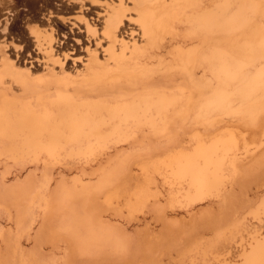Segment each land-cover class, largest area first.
Returning a JSON list of instances; mask_svg holds the SVG:
<instances>
[{
    "label": "rangeland",
    "instance_id": "obj_1",
    "mask_svg": "<svg viewBox=\"0 0 264 264\" xmlns=\"http://www.w3.org/2000/svg\"><path fill=\"white\" fill-rule=\"evenodd\" d=\"M106 1L0 0V64L7 56L14 69L24 74L30 69L32 84L53 91L63 82L91 76V69L82 70L90 48L99 58L94 73L110 76L116 64L101 52L106 41L101 40V45L96 41L102 36ZM127 2L126 12L135 16L142 5L139 0ZM84 20L95 25L93 32L86 31ZM134 26L125 18L122 30L129 34ZM34 30L54 36L55 55L63 59V67L43 58ZM171 51V46H146L134 53L129 66L137 63L153 73L154 85L190 90L191 84L173 67ZM15 80L7 72L0 94L8 88L6 92L20 105L34 98L36 90L30 98ZM260 95L249 103L240 97L223 106L171 115L164 130L140 132L118 143L111 140L103 150L95 145V157L90 159L64 153L56 158L59 161L48 163L44 155L33 159L0 145V264H22V260L32 264H241L253 236L259 231L264 237L259 206L264 200V96ZM248 104L256 110L247 109ZM227 138L237 145L227 160L220 195L185 202L178 184L170 183L175 158L194 155L199 141ZM154 165L161 168L156 170ZM42 182L49 183L50 207L44 214L37 210L31 225L22 223L19 213L28 191ZM138 189L146 192L141 199L134 196ZM114 192L118 196L108 202L107 196ZM130 201L137 203L130 207ZM220 232L225 235L217 238Z\"/></svg>",
    "mask_w": 264,
    "mask_h": 264
},
{
    "label": "bare ground",
    "instance_id": "obj_2",
    "mask_svg": "<svg viewBox=\"0 0 264 264\" xmlns=\"http://www.w3.org/2000/svg\"><path fill=\"white\" fill-rule=\"evenodd\" d=\"M139 2L142 6L135 16L126 12L127 0H108L103 5L102 36L96 41L100 45L101 40L106 41L101 45V52L106 60L116 64L108 77L94 73L93 64L99 58L90 48L86 60H82V70L91 69V76L86 80L63 82L53 91L32 84L28 79L30 69L24 74L14 69V63L7 56H2L0 85L5 74L11 71L17 86L29 94L37 91L34 98L30 94L33 100L21 105L6 92L8 88L0 94V145L5 150L22 151L33 159L44 155L47 162L59 161L56 158L64 153L90 159L95 145L103 150L111 140L118 143L134 139L140 132L146 131L149 135L164 130L171 115L182 116L203 107L223 106L240 97L249 103L261 92L260 97L264 96V0ZM125 18L135 25L129 34L122 30ZM84 21L86 31L93 32L95 25ZM34 33L43 58L63 67V59L55 55L54 36L39 30ZM146 46L154 49L171 46L173 67L191 84L190 90L183 86L154 85L153 73L139 68L137 63L129 66L134 53ZM247 109L256 110V106L248 104ZM236 145L229 138L210 143L199 141L194 155L175 158L170 183L178 184L185 202L220 195L225 166ZM160 168L161 165H154V169ZM48 184L42 182L28 191V199L19 213L22 223L31 225L37 210L44 214L50 207ZM145 194L140 189L134 192L135 198L140 199ZM117 196L114 192L106 200L111 202ZM136 203L130 201L129 205ZM259 206L264 216V200ZM256 211V215L260 214ZM224 235L225 232H220L216 237ZM261 237L258 231L249 242V250L244 246L241 264H264V237ZM21 262L32 264L27 260Z\"/></svg>",
    "mask_w": 264,
    "mask_h": 264
}]
</instances>
